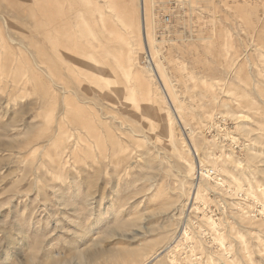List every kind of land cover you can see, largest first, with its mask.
<instances>
[{"label":"rangeland","instance_id":"374dc122","mask_svg":"<svg viewBox=\"0 0 264 264\" xmlns=\"http://www.w3.org/2000/svg\"><path fill=\"white\" fill-rule=\"evenodd\" d=\"M178 15L0 0V264H264V0Z\"/></svg>","mask_w":264,"mask_h":264},{"label":"built area","instance_id":"2783aa9c","mask_svg":"<svg viewBox=\"0 0 264 264\" xmlns=\"http://www.w3.org/2000/svg\"><path fill=\"white\" fill-rule=\"evenodd\" d=\"M144 20L150 18L154 35H161L166 28H171L178 18L180 8L187 0H141ZM146 63H149V55L146 54Z\"/></svg>","mask_w":264,"mask_h":264},{"label":"bare ground","instance_id":"6f19581e","mask_svg":"<svg viewBox=\"0 0 264 264\" xmlns=\"http://www.w3.org/2000/svg\"><path fill=\"white\" fill-rule=\"evenodd\" d=\"M50 15V14H49ZM142 24H143V27H144V24H145V20H144V14H143V11H142ZM53 16V15H52ZM145 38L147 39V33L145 32Z\"/></svg>","mask_w":264,"mask_h":264}]
</instances>
